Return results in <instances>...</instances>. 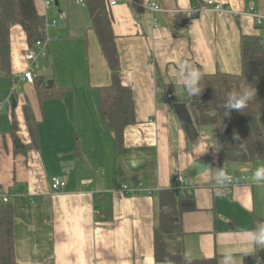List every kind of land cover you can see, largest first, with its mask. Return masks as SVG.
<instances>
[{
	"label": "crops",
	"instance_id": "crops-1",
	"mask_svg": "<svg viewBox=\"0 0 264 264\" xmlns=\"http://www.w3.org/2000/svg\"><path fill=\"white\" fill-rule=\"evenodd\" d=\"M52 1L46 58L36 77L55 81L63 97L40 103L36 83L21 81L30 47L20 25L11 30L12 78L0 61V191L16 192L11 203L18 264H171L156 262L154 230L158 194L176 188L179 178L187 179L196 203L182 220L186 258L222 264L231 248L235 264H246L249 254L264 264V248L244 235L264 223V184L252 179L264 160L221 163L209 131L193 126L187 133L172 102L185 104L182 61L207 74L241 72V36L264 39V24L247 13L253 6L264 14V0H212L230 11L195 19L189 10L209 0H148L161 8L153 13L144 0L109 5L120 80L132 90L136 113L121 149L99 112L98 90L113 76L90 29L88 8L83 0ZM36 6L46 18L44 0ZM26 106L39 124L38 148H29ZM15 137L28 148L17 151ZM201 161L209 168L198 172ZM224 165L231 177L247 180L218 188L215 168ZM53 178L65 183L59 193Z\"/></svg>",
	"mask_w": 264,
	"mask_h": 264
},
{
	"label": "trees",
	"instance_id": "trees-1",
	"mask_svg": "<svg viewBox=\"0 0 264 264\" xmlns=\"http://www.w3.org/2000/svg\"><path fill=\"white\" fill-rule=\"evenodd\" d=\"M91 17L90 29L97 37L102 53L112 71V84L100 88L99 112L105 128L115 136L117 149L124 146V132L136 124L135 103L131 88L120 80V60L116 37L112 29V17L107 0H83ZM20 25L25 31L30 48L47 38L46 19L36 6V0H0V61L7 76L11 73V30ZM241 72L239 74L215 73L203 75L199 97H190L183 88L184 103L190 112L193 126L206 128L214 142L221 163H255L264 160V39L242 35L240 41ZM256 89V95L242 112L233 110L223 116V103L230 91H236L242 82ZM40 103L59 99L64 89L53 80L45 82L36 77ZM34 83V84H35ZM175 105L178 98L172 99ZM16 100L13 98V108ZM27 126L32 138L29 148L39 147L38 122L30 106L25 107ZM14 121V132H16ZM239 136V140L234 139ZM17 151L25 150L15 137ZM16 192H14V195ZM12 202V201H11ZM0 200V264H18L15 257L14 213L12 203ZM155 226V260L171 264H216L215 260H188L184 252L182 220L185 213L196 210L193 192L180 186L161 190L157 201ZM176 219L178 221H176ZM246 264H258L252 254L245 256Z\"/></svg>",
	"mask_w": 264,
	"mask_h": 264
},
{
	"label": "clouds",
	"instance_id": "clouds-1",
	"mask_svg": "<svg viewBox=\"0 0 264 264\" xmlns=\"http://www.w3.org/2000/svg\"><path fill=\"white\" fill-rule=\"evenodd\" d=\"M144 6L148 9V0H144ZM155 9V5L151 10ZM203 73L193 64L188 62H181L178 68V76L181 85L190 97H199L203 89L200 87V80ZM246 80L242 82L239 89L230 91L227 94L222 109L223 116H229L233 110L242 112L247 108L248 103L256 95V89L249 86ZM234 139L239 140L238 135H234ZM252 179L256 184H264V165L256 167ZM232 177L229 175L228 169L223 167L215 168V175L213 177L214 184L222 189L230 183ZM245 238L252 242L256 248H264V223L258 224L254 229L245 232ZM222 264H235L234 254L231 248H226L222 257Z\"/></svg>",
	"mask_w": 264,
	"mask_h": 264
},
{
	"label": "built area",
	"instance_id": "built-area-1",
	"mask_svg": "<svg viewBox=\"0 0 264 264\" xmlns=\"http://www.w3.org/2000/svg\"><path fill=\"white\" fill-rule=\"evenodd\" d=\"M119 0H109V5L110 6H116L118 4ZM155 5V9H152V6ZM53 6V1L52 0H44V9L46 13V30H48V20H50V15L49 11L51 10ZM150 11L156 12L160 11L161 8L160 6L156 3L153 2L149 6ZM208 11H214V12H229L230 10L228 8H225L219 4H216L214 1L209 0L206 1L204 4H200L197 6H193L190 10V16L195 19L197 18L201 13L203 12H208ZM48 13V14H47ZM250 15L253 19L256 25L262 26L264 24V14H262L260 11H258L255 7L251 6L249 8V11L247 13ZM53 23L55 25V21L53 20ZM48 43V38H46L44 41H39L37 44L34 46V48H30V51L27 55L28 61H29V67L27 71L24 73V75L21 77V81L28 83L30 85H33L36 80V73L39 70V63L44 62L46 58V46ZM165 95L168 97V99H172L173 95L170 94L169 92H165ZM1 108V106H0ZM247 180V177H241V178H234L232 177V180L230 183L226 185V187H233L238 184H242ZM178 184L182 187L188 188V181L187 179L179 178L178 179ZM65 187L64 181L60 180L59 178H53L52 180V189L54 192L59 193L63 190ZM128 188L126 186H123V191L127 192ZM146 193L148 195H152L153 191L151 190H146ZM14 194V190H11L8 193H3L0 191V200H3L4 203H10L12 201Z\"/></svg>",
	"mask_w": 264,
	"mask_h": 264
},
{
	"label": "water",
	"instance_id": "water-1",
	"mask_svg": "<svg viewBox=\"0 0 264 264\" xmlns=\"http://www.w3.org/2000/svg\"><path fill=\"white\" fill-rule=\"evenodd\" d=\"M175 112L178 116V119L182 127L186 130L187 133L192 134V132L194 131L193 121H192L187 105L186 104L175 105ZM208 168H209L208 162H203V161H201L196 166V169L198 172H203L204 170ZM176 221L178 220L176 219Z\"/></svg>",
	"mask_w": 264,
	"mask_h": 264
}]
</instances>
